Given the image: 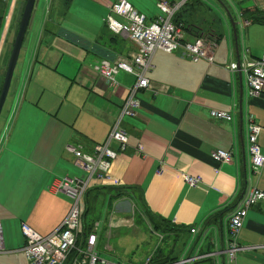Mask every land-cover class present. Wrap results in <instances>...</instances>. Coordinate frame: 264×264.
<instances>
[{"label": "crops", "instance_id": "1", "mask_svg": "<svg viewBox=\"0 0 264 264\" xmlns=\"http://www.w3.org/2000/svg\"><path fill=\"white\" fill-rule=\"evenodd\" d=\"M189 1L184 11L192 23L190 12L203 10L197 0ZM236 1L240 4L232 18L237 21L236 47L224 10L229 11V7L221 2L215 7L219 11L212 26L201 29L196 25L202 31L210 29L218 38L212 64L192 62L161 50L154 53L146 74L152 88L137 93V115L123 117L119 123L127 134V147L120 152L118 143H109L118 156L107 184L95 182L90 188H106L93 192H99L102 201L108 200V212L94 218V222H100L96 248L106 235L108 238V229L129 230L139 222L135 212L147 210L152 217L169 221L176 228L205 229L199 247L198 235L191 234L182 245L188 244V250L194 247L193 255L197 250L200 255H209L224 249V224L231 210L223 214L241 197L250 163L247 113L261 127L258 145L264 155V92L250 98L242 72L226 69L230 63L243 64L262 57L264 0ZM114 2L38 0L36 4L43 10L37 18L33 14L26 30L2 109L0 138L6 127L8 130L0 147V227L4 244L0 264H29L23 253L22 223L41 236L59 227L72 201L52 193L48 186L54 179L84 176L67 146L81 147L88 153L96 144H103L128 87L134 83L133 75L120 72L116 77L119 85L112 92L93 70L102 60L111 64L128 60L132 52L128 36L116 35L106 26ZM25 3L0 0V89ZM240 19L249 21L242 37ZM216 23L221 31H216ZM242 47L247 50L244 54ZM211 109L230 113L232 120L212 118ZM215 150L232 153L233 162L213 160L210 153ZM184 176L198 178L197 187L185 184ZM249 184L264 191V168L258 176H251ZM118 193L122 195L114 197ZM217 215L223 217L217 220ZM238 241L243 251L236 256L237 264H264V200L248 210ZM205 259L209 260L205 264H213L212 258Z\"/></svg>", "mask_w": 264, "mask_h": 264}, {"label": "built area", "instance_id": "2", "mask_svg": "<svg viewBox=\"0 0 264 264\" xmlns=\"http://www.w3.org/2000/svg\"><path fill=\"white\" fill-rule=\"evenodd\" d=\"M187 1L157 0V8L164 16L156 17L153 20H148L144 14L136 11L126 0H116L110 5V13L122 18L123 22L115 20L109 14L105 19L106 26L116 35L128 36L133 47L132 52L128 60H117L113 64L107 60H102L94 64L93 70L106 81L112 92L119 85L116 80L118 73L131 74L135 80L128 87L126 98L121 105L115 124L103 144H96L92 152L88 153L84 152L81 147L67 146L66 149L72 155L74 165L84 172V176L81 178L54 179L48 186V190L52 193L63 194L72 201L69 211L59 227L50 234L41 236L26 224H21L20 230L25 238L23 253L29 264H65L71 250H76L77 256L70 264H121L108 263L101 259L96 252L99 221L93 223L83 245L80 248L76 246L81 228L80 200L95 182L107 184L110 169L118 156V153L109 147V143L111 141L118 143L120 152L126 149L128 137L126 132L119 127V123L123 117L133 118L137 115V110L140 107L137 93L152 88L146 74L151 69L154 53L161 50L167 53H175L178 56H185L192 62L205 60L208 64L213 63L218 39L215 34L210 29L202 31L194 25L190 28L191 32L188 33L186 31L188 27L184 29V25H176L172 20L175 12ZM248 25V20H239L241 37ZM246 51L242 47V54ZM226 69L232 72H242L247 94L250 98L259 97L264 92V51L260 59H250L243 64L230 63ZM209 114L217 120H232L230 113L222 110L211 109ZM245 120L247 153L250 163L243 193L233 206L224 224V249L209 255H200L197 250L194 256L173 264H192L194 261L202 260L205 257L212 258L213 264H237L236 256L243 251L238 241L242 222L248 210L264 200V191L249 184L251 176H258L264 168V155L258 145L261 127L254 121L250 113L245 115ZM7 130L6 127L3 136L0 138V147L6 139ZM210 156L217 162H233L230 152L215 150L210 153ZM183 181L189 187H197L198 185V178L191 176H184ZM206 233L205 229H198L195 226L190 228L191 235H198V247L200 246L199 241L205 238ZM3 252L4 245L0 227V254ZM219 255L222 257L221 260L218 259ZM148 261L149 259L145 264Z\"/></svg>", "mask_w": 264, "mask_h": 264}, {"label": "rangeland", "instance_id": "3", "mask_svg": "<svg viewBox=\"0 0 264 264\" xmlns=\"http://www.w3.org/2000/svg\"><path fill=\"white\" fill-rule=\"evenodd\" d=\"M126 1L129 2L136 11L144 14L147 18H149V16H155V17L164 16L157 8V3L155 0H126ZM197 1L201 3L200 8L203 11L190 12V15L192 14L191 16L192 23L197 26L200 25L199 27L201 29H206L207 27L212 26V24L216 21L215 20L216 17L214 14H217L219 10L215 9V7L220 5L219 2L229 7V13L231 15V18H233V16L236 14L235 7L239 8L240 6V4L236 0L232 2L227 0H197ZM206 7L209 8L210 10L204 11ZM42 10H43L42 6L38 8L36 5V8L33 11V14H35V18H37L38 15L42 13ZM211 13L214 16H212ZM111 16L115 20L119 22H123L122 18L114 14H111ZM180 16L182 17L183 20H189L190 18L188 13L183 10H180ZM208 16L210 17L208 18ZM214 27L216 31H221L220 30L221 28H218L219 23L214 24ZM1 28H2V23L0 25V31ZM4 29H5V25H4ZM1 34L2 33H0V36ZM11 35L12 32L10 33L9 37ZM238 36H240V32H238ZM223 41L224 38L222 36L221 42ZM171 54L177 56L175 53H171ZM11 109H13V107ZM3 118H4V110L1 112L0 115V126H1V122L4 120ZM102 198L103 197L101 196L100 198L95 199L94 192L88 189V191L85 193L83 198L80 200V210L81 212H86L85 214L87 215L88 220L94 219L96 216L103 217V215L108 212L107 209L108 200L106 198L104 201H102ZM107 232H108L107 233L108 238L106 235L105 240L101 243L100 247L96 248V250L100 258L108 263L145 264L146 261L155 253V251L158 248L162 249L166 253L169 252L167 251L166 245H169L171 241L160 240L159 236L161 235L154 233L148 224H144L142 222H138L133 228L129 230H125L123 228L108 229ZM188 247H189L188 244L182 246L181 242H177L176 245L174 246L173 254H175L177 257H181L184 254L183 257L185 258L191 253L192 256L195 251V248L191 247V249L188 250ZM2 256L4 255L0 254V257ZM67 263H68V258L65 264ZM5 264H10V262L7 261L5 262Z\"/></svg>", "mask_w": 264, "mask_h": 264}, {"label": "trees", "instance_id": "4", "mask_svg": "<svg viewBox=\"0 0 264 264\" xmlns=\"http://www.w3.org/2000/svg\"><path fill=\"white\" fill-rule=\"evenodd\" d=\"M189 2L190 1L186 2L185 5H183L179 10H177L175 12V14L173 15V19H172L176 25H179V24L184 25L183 26L184 29H186V27H188L186 29V31L188 33L191 32L190 28L193 26V24L187 20H182V17L180 16V10L184 11L185 7L188 6ZM255 19L259 20V17L256 16ZM100 189L102 190V189H106V188H97L95 190H100ZM95 190H93V191H95ZM120 195H122V194L118 193V194L114 195V197H119ZM94 198L95 199L100 198L99 192H97L94 195ZM232 208L233 207L227 208L225 210L223 216L227 212L232 210ZM136 212H135V216H136L135 218H136L137 222L138 221L139 222L140 221L141 222L142 221L147 222V224L150 226L151 230L154 233L159 234L163 237L162 241H165V240L171 241V243L169 245H166L167 251H169L168 253H166L162 249L158 248L155 251V253L149 258V261L147 262V264H173L175 262H178L180 260V258L173 254L174 246L176 245L177 242H181L182 245L187 243L188 238H190V228H176L175 226L170 224L169 221L159 220V219L152 217V215H150V213L147 210H143V211L138 210ZM86 216L87 215L85 214V212H83V215L81 216V222H82L81 223V232H79V234H78L77 243H76V246L79 248L83 245L84 238L89 233L88 231L91 229L92 223L96 220V219L87 220ZM217 216H218V218L220 217L219 215H217ZM223 216H221V217H223ZM221 217L217 220H220ZM209 220H211V219H209ZM208 223H210V222L208 221ZM184 239H187V240L183 241ZM76 256H77V251L71 250L69 253V256H68V263L67 264H70V262ZM188 256H191V253ZM208 261H209L208 259H203V260H198V261L194 262L193 264H205ZM208 264H210V263H208Z\"/></svg>", "mask_w": 264, "mask_h": 264}, {"label": "water", "instance_id": "5", "mask_svg": "<svg viewBox=\"0 0 264 264\" xmlns=\"http://www.w3.org/2000/svg\"><path fill=\"white\" fill-rule=\"evenodd\" d=\"M38 0H26L21 18H20V22L18 25V29H17V33L14 39V43L12 46V51L8 60V64L6 67V71L4 74V79L2 82V86L0 89V115L2 112V109L4 107L8 92H9V88H10V84H11V80L13 77V72L18 60V56H19V52L21 49V45L23 42V39L25 37L26 34V30L32 20L33 17V10L37 4ZM224 8V7H223ZM226 14L229 17L231 26H232V34H233V38L235 41V47L237 45V34H236V28L235 25L236 23L233 21V19L231 18V15L229 13V11H227V9H225Z\"/></svg>", "mask_w": 264, "mask_h": 264}]
</instances>
